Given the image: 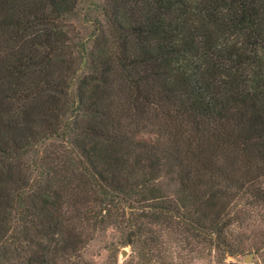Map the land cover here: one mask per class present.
<instances>
[{
  "label": "trees",
  "instance_id": "16d2710c",
  "mask_svg": "<svg viewBox=\"0 0 264 264\" xmlns=\"http://www.w3.org/2000/svg\"><path fill=\"white\" fill-rule=\"evenodd\" d=\"M77 3L0 0V264H88L109 226L124 246L157 227L189 252L247 251L264 0H104L89 52L68 45Z\"/></svg>",
  "mask_w": 264,
  "mask_h": 264
},
{
  "label": "rangeland",
  "instance_id": "374dc122",
  "mask_svg": "<svg viewBox=\"0 0 264 264\" xmlns=\"http://www.w3.org/2000/svg\"><path fill=\"white\" fill-rule=\"evenodd\" d=\"M103 3L104 0H78L74 15L66 19L68 45L74 51L89 52L92 49L98 22L103 20ZM86 70L83 62L77 76H83ZM75 86L74 82L72 90ZM51 143L54 146L58 144L57 141ZM44 146H48V142ZM249 214L250 218L240 224V229L234 228L235 234L243 235L242 245L247 251L233 258L206 250L189 252L181 243L175 242L174 237L157 227H153L152 234L140 235L124 246L121 230L113 226L95 233L93 240L83 250V258L88 264H264V210L257 207L251 209ZM244 237H249V240ZM247 256L250 261L246 263L244 259Z\"/></svg>",
  "mask_w": 264,
  "mask_h": 264
},
{
  "label": "water",
  "instance_id": "95a60500",
  "mask_svg": "<svg viewBox=\"0 0 264 264\" xmlns=\"http://www.w3.org/2000/svg\"><path fill=\"white\" fill-rule=\"evenodd\" d=\"M249 258H250V257H249V256H247V257L244 259V262H246V263H247L248 261H250V260H249Z\"/></svg>",
  "mask_w": 264,
  "mask_h": 264
}]
</instances>
